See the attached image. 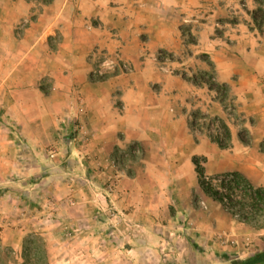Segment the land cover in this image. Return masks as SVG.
Here are the masks:
<instances>
[{"label":"crops","instance_id":"crops-1","mask_svg":"<svg viewBox=\"0 0 264 264\" xmlns=\"http://www.w3.org/2000/svg\"><path fill=\"white\" fill-rule=\"evenodd\" d=\"M242 6L241 0H52L36 7L0 0V123L25 130L14 143L34 142L30 156L51 146L46 164L61 173L41 208L24 214L20 182L11 179L22 174V147L8 148L0 129V243L13 245L9 236H17L29 213L50 229L64 222L68 235L84 237L80 252L102 255L98 264H112L109 252H125L135 264L129 253L177 247L194 253L198 264H234L263 252L264 225L234 219L205 194L193 163L200 160L207 176L236 173L264 189V26L256 28L251 6ZM183 19L190 20L193 43L182 34ZM115 51L131 72L96 80V57ZM159 53L175 57L167 68H159ZM193 72L227 86L230 112ZM195 113L228 128L227 148L199 125L191 129ZM123 233L121 251L106 238ZM161 235L177 237V244ZM135 236L143 240L135 244Z\"/></svg>","mask_w":264,"mask_h":264},{"label":"rangeland","instance_id":"rangeland-1","mask_svg":"<svg viewBox=\"0 0 264 264\" xmlns=\"http://www.w3.org/2000/svg\"><path fill=\"white\" fill-rule=\"evenodd\" d=\"M36 7L42 0H31ZM249 5L251 6V11L249 12V17L254 23V26L258 29H261L264 26V0H248ZM241 3L247 5V0H241ZM249 5L246 7L248 8ZM245 7L242 6L241 9H245ZM237 16L232 15L227 20L228 21H234ZM26 25V22H22L20 24L21 28ZM188 25H190V20L183 19V25L181 27L182 34L185 37V40L193 43L195 42V36H193V33H191L188 29ZM104 57H112L116 60L117 66L114 68V70H103L102 75H93V77L96 80H104L108 78L109 76L116 74V73H129L131 72L132 68L130 65L125 62L121 56L119 51H115L112 54L107 53H99L96 57L97 61H95L94 68L96 65L100 63V61ZM175 58L172 55L166 54V53H159L156 60L162 61L163 64L159 65L160 69L167 68V63H170V61ZM200 58L202 60L204 59V55H200ZM118 61L124 65V71L121 70L118 66ZM158 62V61H157ZM93 68V70H94ZM93 72V71H92ZM183 73V76L190 77L187 72L181 71ZM192 75H195L197 80L199 81H209L211 78L210 74H198L197 72H193ZM212 87L215 90L216 96H218L219 100L220 98H223V90L220 89L219 85H212ZM227 100V99H226ZM226 111L230 112L231 106L228 104L227 101L223 102ZM3 110H1L0 115L3 114ZM196 125H199V127H202L205 129V131L212 132V130H217L214 124H212L210 121H202V120H196ZM0 129L3 133L7 135V147L8 148H14V147H22L23 151V168H22V174L19 178H14V176L11 177V179L18 180L19 187H17L18 191L17 193L19 195V198L22 203L23 207V213L27 214L28 211H32L33 208H41V205L44 201L48 199L49 193H47V189L51 187L52 181L58 179L57 177L61 175V173L54 171V168H52L50 165L46 164L47 161L53 160V158L48 154V149L51 148V146L46 147L45 155L41 156H30L29 155V149H31L34 145V142H31L30 140H22L19 138L17 143L15 144V134L23 133L25 134V130L21 128L20 125L10 123L6 120L0 123ZM134 149V148H133ZM135 152V150H134ZM136 154V153H135ZM50 164V163H49ZM39 165V166H37ZM48 178V179H47ZM51 178V179H50ZM241 189V188H239ZM10 191L14 192L13 189H10ZM240 192H235L234 201L235 206H229L233 211L239 212L241 216H244L245 214L251 213L254 215V220L252 221V224L254 226H263L264 224V216H260L259 214H256L255 210L251 208L252 202L249 201V199H242L243 196L239 195ZM236 195V196H235ZM200 200L198 201V203ZM202 203V202H201ZM200 203V206H203ZM244 206V207H243ZM26 211V212H25ZM258 213V211H257ZM61 219V218H60ZM183 222V221H182ZM18 233L17 236L14 234L10 235L9 238L13 239L12 243L13 245L10 246L8 244H2L0 243V264H45V258L48 262V264H66L68 261V257H72L71 264H98L99 262L94 263V259H96L99 256H102L101 254L97 253L96 255L88 252L83 253L79 251V245L80 242L83 240L84 237H72L71 235H68V229L67 225L62 222L61 220L58 221V224L56 225V228L50 229L46 223H39V220L35 223L34 221H31L28 217L23 218L21 222L17 224ZM49 231V233L47 232ZM178 232H180L178 230ZM127 233L119 234V237L113 238V237H107V240L113 241V244L117 245L118 248L122 251L123 247L127 243L126 238ZM15 238V240H14ZM33 238H37L40 242L34 243L29 246V248L24 251V245L26 242H30L33 240ZM89 243H94V238L91 237ZM162 239H165L166 241H169L172 244H177L176 239L177 237H172V240L170 238H165V236L161 235ZM1 239V236H0ZM142 236H135V244H138L139 241H142ZM176 241V242H175ZM85 242L88 243V240ZM72 249L75 250V252L72 251ZM24 254L25 257H27V260L24 261ZM129 257L134 261L135 264H198L197 257L192 252H187L186 250L181 252L179 250V247L176 248V250L173 248L172 252H160V251H148V252H136V253H129ZM84 256H90V259L85 263V258L83 260H80L81 257ZM112 257L113 262L112 264H128L126 261V253L125 252H109L107 257ZM137 258H140L138 261ZM136 261V262H135ZM132 263V262H131ZM69 264V263H67ZM104 264V263H103ZM109 264V263H108Z\"/></svg>","mask_w":264,"mask_h":264},{"label":"trees","instance_id":"trees-1","mask_svg":"<svg viewBox=\"0 0 264 264\" xmlns=\"http://www.w3.org/2000/svg\"><path fill=\"white\" fill-rule=\"evenodd\" d=\"M50 1L52 0H42L41 2L42 4H47ZM192 82L194 84L198 83L197 80H195L194 78L192 79ZM203 82L208 86L210 90L215 91L214 88L212 87V85H217L214 81V78H211L209 81H203ZM219 87L221 90H223V94H224L223 98H220V101L225 102V100L227 99V89L228 88L224 84L219 85ZM196 120L210 121L212 124H214L215 127L217 128V130L215 131L216 133L215 134L208 133V136L214 142H216L220 148H227L229 146L230 134H229L228 128L220 120L216 118L208 119L206 116L202 115L201 113H195L192 115V121L190 122V127L193 130L196 128ZM240 140L244 143L247 142L245 133H240ZM193 163L196 167V172L198 174L200 187L203 189L205 194L209 195L210 197H212L214 200H217L221 204L223 203V199L226 198L229 206H235L236 204L233 199L234 197L233 194H235V192L236 193L240 192L239 195L243 196L242 197L243 200L246 198V199H249L250 202H252L251 208L255 210L256 214H259L260 216L261 215L264 216V189L253 187L243 177H241L240 175L236 173H232L231 176L233 177V179L231 180V183L228 186L227 195L219 194L217 191L212 190L210 187L204 185V183L202 182V177L204 175V172H203L202 166L200 165V160H198L197 158H193ZM233 214L234 212H231V215ZM254 218L255 217L253 214L244 213V216H241L240 220L251 224ZM37 242H40L37 238H33L32 241L26 242L24 245V251H26L30 245L37 243ZM23 260L24 261L27 260V257H25V254H24ZM45 264H48L46 258H45ZM234 264H264V251L259 252L255 255H252L251 257L241 262L234 263Z\"/></svg>","mask_w":264,"mask_h":264},{"label":"built area","instance_id":"built-area-1","mask_svg":"<svg viewBox=\"0 0 264 264\" xmlns=\"http://www.w3.org/2000/svg\"><path fill=\"white\" fill-rule=\"evenodd\" d=\"M116 66H117V62L115 59H113L112 57H104L100 61V63L96 65L92 74L96 76L98 75L101 76L103 70H107V69L114 70ZM118 66L119 68H121L122 71H124V65L120 63L119 61H118ZM213 132L215 131L213 130L212 132L207 131V133L215 134ZM232 179L233 177L231 176V174H225V175H219V176H207L204 174L202 177V182L204 183V185L210 187L212 190L217 191L219 194L227 195L228 186L230 185ZM201 204L204 206L203 202ZM222 206L230 214L231 212H234V214L232 215L234 219L236 220L241 219V215L238 214L239 212L233 211L232 209L229 208V204L226 198L223 199Z\"/></svg>","mask_w":264,"mask_h":264}]
</instances>
